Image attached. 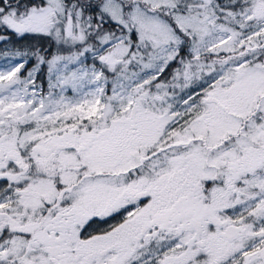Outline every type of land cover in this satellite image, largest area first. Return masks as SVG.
I'll use <instances>...</instances> for the list:
<instances>
[{
	"label": "flooded vegetation",
	"instance_id": "flooded-vegetation-1",
	"mask_svg": "<svg viewBox=\"0 0 264 264\" xmlns=\"http://www.w3.org/2000/svg\"><path fill=\"white\" fill-rule=\"evenodd\" d=\"M86 52L10 51L27 61L22 71L36 68L34 84L43 93L52 81L47 63L63 55L78 61ZM251 52L257 55L246 65L259 64L264 72V42ZM259 91L257 111L264 104V83ZM188 99L197 113L208 103L220 105L213 96ZM167 100H144V112L132 102L130 118H116L123 127L113 130L108 143L100 120L88 115L58 114L49 123L37 119L31 139L19 146L1 136L0 264H25L26 259L34 264L39 250L48 264L227 262L233 238L246 226L242 216L259 207L248 212L246 198L232 196L231 157L217 167L216 154L231 136L210 144L203 135L156 127L168 117ZM152 109L158 111L155 116L147 113ZM19 133L17 138L24 134ZM256 174L263 177L264 167ZM250 191L264 195V180ZM235 216L245 223H233ZM259 252L257 257L247 252L234 264H264V242Z\"/></svg>",
	"mask_w": 264,
	"mask_h": 264
},
{
	"label": "rangeland",
	"instance_id": "rangeland-1",
	"mask_svg": "<svg viewBox=\"0 0 264 264\" xmlns=\"http://www.w3.org/2000/svg\"><path fill=\"white\" fill-rule=\"evenodd\" d=\"M126 1H133L127 9ZM44 2V6L24 14L11 10L4 14L2 23L17 35L43 29L58 35L56 22L63 20L61 28L72 35L77 26L74 13L80 18L81 10L73 5L67 8L64 0ZM141 3L159 11H150ZM101 13L126 33H107L102 45L87 50L81 60L63 55L47 63L52 80L48 93L34 84L36 68L20 76L27 61H20L21 57L10 51L0 56V138L7 136L4 138L10 144L19 146L31 139L37 119L49 123L58 114L88 115L100 120L104 142L108 143L113 130L123 127L116 118H130L132 102L144 112V100L160 102L168 97V117L159 119L156 127L174 128L187 137L203 135L210 144L231 136V143L216 154L217 167L222 169L223 157H231L232 196H244L248 212L259 207L257 213L241 215L246 223L240 216L233 217V223L242 221L246 226L231 242V258L218 264H234L247 252L260 256L264 195L249 193L264 180L256 174L264 167V104L256 110L264 72L259 64H246L257 55L251 49L264 42V0H104ZM64 41L72 44L76 40ZM184 46L190 54L187 60L173 70L166 86L156 82ZM63 70L73 71L67 75ZM192 95L213 96L220 105L208 103L197 113V106L188 99ZM147 113L155 116L158 111ZM19 132L24 134L17 138ZM37 253L34 264H48L45 252ZM25 264L32 263L26 259Z\"/></svg>",
	"mask_w": 264,
	"mask_h": 264
},
{
	"label": "trees",
	"instance_id": "trees-1",
	"mask_svg": "<svg viewBox=\"0 0 264 264\" xmlns=\"http://www.w3.org/2000/svg\"><path fill=\"white\" fill-rule=\"evenodd\" d=\"M103 2L104 0H64L67 8L73 5L74 8H79L81 10L80 18H77L74 13L73 19L77 26L74 28V31H72V35H68L61 28L64 23L63 20H57L56 22L58 29L60 27L58 35L54 34L56 32H53V34L48 32V29L17 35V33L8 29L6 25L2 23L4 14L11 10L15 11L17 14H24L23 12L26 13L30 9L44 6L45 2L44 0H0V56H2L4 52L20 49H51L60 52L82 49L92 51L98 49L102 45V40L107 33L112 35L121 34L120 31L126 33L121 25L110 21L101 13V5ZM126 2L125 9L133 3V1ZM141 5L142 7H149V5L145 3H141ZM153 10L159 11L157 9H151L150 11ZM164 18L168 17L165 15ZM172 24L174 25V23ZM176 31L179 33L177 29ZM64 40L76 41L69 44ZM132 40H135L134 34ZM189 56L190 54L186 46L181 47L175 60L165 67L163 72L157 77L156 82L167 83L173 70L176 67H180L181 63L186 61ZM24 75L25 72L22 71L20 76L24 77Z\"/></svg>",
	"mask_w": 264,
	"mask_h": 264
}]
</instances>
